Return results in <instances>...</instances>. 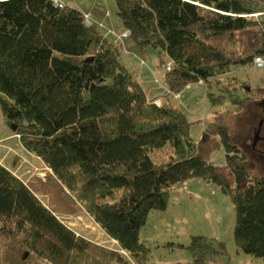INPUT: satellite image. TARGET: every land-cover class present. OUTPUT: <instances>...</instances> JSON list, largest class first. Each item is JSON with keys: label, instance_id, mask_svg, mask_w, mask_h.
<instances>
[{"label": "trees", "instance_id": "16d2710c", "mask_svg": "<svg viewBox=\"0 0 264 264\" xmlns=\"http://www.w3.org/2000/svg\"><path fill=\"white\" fill-rule=\"evenodd\" d=\"M114 2L130 43L149 46L172 62L163 73L172 93L199 81L208 85L231 65L251 64L256 55L264 56V0ZM251 27L259 29L261 44L248 54L234 55L215 44ZM120 55L119 46L84 23L80 9L69 4L60 8L53 0H0L3 124L130 255L150 252L139 238L148 212L165 209L173 186L197 177L230 197L233 237L240 251L264 258V173L256 176L246 169L239 147L227 129L218 126L219 142L235 176L236 185H230L197 150L184 112L170 101H150ZM208 97L212 103L223 101ZM163 152L166 158L156 160ZM0 223L6 238L20 237L43 260L98 261L89 251L94 245L66 226L1 163ZM181 247L190 253L192 264L224 254L223 242L214 247L201 235ZM105 252L123 264L118 251ZM26 259L27 253L11 264H30Z\"/></svg>", "mask_w": 264, "mask_h": 264}, {"label": "rangeland", "instance_id": "374dc122", "mask_svg": "<svg viewBox=\"0 0 264 264\" xmlns=\"http://www.w3.org/2000/svg\"><path fill=\"white\" fill-rule=\"evenodd\" d=\"M65 2L80 9L82 13H90L94 21L106 25L104 29L97 27V23L92 26L113 45L119 46L121 62L128 58L131 60L130 65L139 64L146 72L148 70L147 74L159 89V95L166 98V101L178 104L187 116L190 136L197 150L205 161L224 175L230 185H236L235 176L219 142L218 126L225 127L232 141L239 147L246 159V169L256 176L264 173V140H259L264 135L262 129L256 131L260 119H264L261 103L264 99V67L257 68L253 61L247 65H231L226 72L211 79L208 85L199 81L187 85L178 93H172L163 80L168 58L160 56L149 46L135 48L129 36H122L126 28L117 18L114 0ZM105 12H108V16H105ZM257 17L258 14H253V18ZM110 28L116 35L107 33ZM215 44L225 47L234 55H245L261 44L260 31L257 27L247 28L234 33L231 38L223 36ZM161 58L162 67L159 66ZM151 65L160 72L157 74L149 70ZM208 94L213 99L221 98L223 101L220 104L212 103ZM147 98L155 104L165 101L156 99V95ZM165 158L166 153L163 152L156 160L162 161ZM0 163L20 178L66 226L94 245L89 251L90 254L98 255L96 264H117L114 258L106 255L105 251L109 250L118 251L124 259L123 264H192L190 253L181 245H188L191 237L196 235L204 236L214 247L223 242L224 254L207 255L204 264H264V258L245 254L236 246L233 237V203L212 182L193 177L176 183L169 192L166 208L151 209L139 231L140 240L150 252L145 256L140 254L134 257L122 250L94 222L74 194L67 190L40 158L22 147L18 136L3 124L1 116ZM25 253L26 261L30 264H34L35 260L38 264H56L29 251L20 237L6 238L0 232V264H11Z\"/></svg>", "mask_w": 264, "mask_h": 264}, {"label": "crops", "instance_id": "0c3cea01", "mask_svg": "<svg viewBox=\"0 0 264 264\" xmlns=\"http://www.w3.org/2000/svg\"><path fill=\"white\" fill-rule=\"evenodd\" d=\"M130 59L126 58L125 62L122 61V63L125 65V67L131 72V74L133 75V77L141 84V86L143 87L147 97H151V96H155L156 95V99L159 100H165L164 98H162L159 95V89L155 86V84L152 82V79L148 76V70L146 72V70H144V68L142 66H140L139 64H131L130 65ZM133 69H131V67ZM152 68L149 67V70L151 69L152 71H155L157 74L160 72L158 69H156L154 67V65H151ZM181 99V96L180 98ZM178 99V100H179ZM178 106V104H176ZM179 107V106H178ZM180 108V107H179ZM187 117V116H186ZM6 166V165H5ZM7 167V166H6Z\"/></svg>", "mask_w": 264, "mask_h": 264}, {"label": "built area", "instance_id": "2783aa9c", "mask_svg": "<svg viewBox=\"0 0 264 264\" xmlns=\"http://www.w3.org/2000/svg\"><path fill=\"white\" fill-rule=\"evenodd\" d=\"M66 0H53L54 4L58 7H63L66 5ZM105 16H108V12H105ZM83 18H84V23L87 26H92L94 23H97V27L99 28H105L106 25L103 24V22H96L92 19V16L90 13L84 12L83 13ZM107 33L111 34V35H116L115 31L113 29H107ZM122 36L127 37L129 36V30L125 29L122 32ZM140 63H142V61H140ZM253 64L257 67V68H262L264 67V57L263 56H256L253 58ZM172 68V62L171 61H167L166 62V66H165V70L168 71ZM201 82V81H200Z\"/></svg>", "mask_w": 264, "mask_h": 264}, {"label": "flooded vegetation", "instance_id": "af4514ba", "mask_svg": "<svg viewBox=\"0 0 264 264\" xmlns=\"http://www.w3.org/2000/svg\"><path fill=\"white\" fill-rule=\"evenodd\" d=\"M263 100H264V99H263ZM263 100H262V101H263ZM261 103H262V102H261ZM262 107H263V106H262ZM263 123H264V119L261 118L260 121H259V124H258V126H257V128H256V131H257V132H258V131L260 132V130L262 129V131H263V135H264V127H263L264 125H263ZM259 140H261V141L264 140V136H262ZM260 143H261V142H260Z\"/></svg>", "mask_w": 264, "mask_h": 264}, {"label": "water", "instance_id": "95a60500", "mask_svg": "<svg viewBox=\"0 0 264 264\" xmlns=\"http://www.w3.org/2000/svg\"><path fill=\"white\" fill-rule=\"evenodd\" d=\"M262 105H263V111H264V100L262 101Z\"/></svg>", "mask_w": 264, "mask_h": 264}]
</instances>
